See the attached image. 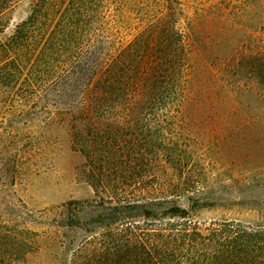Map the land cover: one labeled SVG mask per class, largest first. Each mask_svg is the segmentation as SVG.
<instances>
[{"label": "trees", "instance_id": "16d2710c", "mask_svg": "<svg viewBox=\"0 0 264 264\" xmlns=\"http://www.w3.org/2000/svg\"><path fill=\"white\" fill-rule=\"evenodd\" d=\"M19 1L0 0V24ZM263 1L213 0L193 17L183 0H35L0 39V113L67 124L100 198L58 207V226L92 233L71 264H264V203L255 224L193 218L210 201L192 179L189 130L217 105L264 141V42L214 69L200 29L206 13L240 24ZM243 78L263 109L254 119L228 88Z\"/></svg>", "mask_w": 264, "mask_h": 264}, {"label": "rangeland", "instance_id": "374dc122", "mask_svg": "<svg viewBox=\"0 0 264 264\" xmlns=\"http://www.w3.org/2000/svg\"><path fill=\"white\" fill-rule=\"evenodd\" d=\"M34 1L21 0L6 12L0 39L11 36L29 17ZM212 1L183 0L193 17L196 6L204 8ZM204 18L207 23L200 29L214 69L234 47H247L252 39L264 42V1L245 17L243 26L232 19L222 24L214 12ZM248 83L243 78L242 89L231 83L228 88L238 97L236 107L249 109L254 119L263 109L257 93L246 89ZM244 118L230 109L209 106L195 113L189 127L192 179L199 182V196L210 201V207L192 212L203 229L223 220L245 224L259 220L264 141L258 126H244ZM83 162L73 150L67 124L44 122L41 116L19 111L0 113V264H71L73 252L92 233L58 226V207L73 200H100L82 172Z\"/></svg>", "mask_w": 264, "mask_h": 264}]
</instances>
